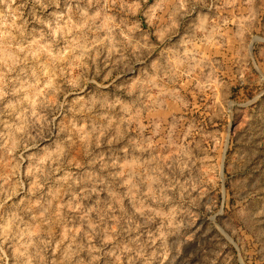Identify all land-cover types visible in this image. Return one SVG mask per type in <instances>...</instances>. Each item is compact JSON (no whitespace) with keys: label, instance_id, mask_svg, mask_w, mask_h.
I'll use <instances>...</instances> for the list:
<instances>
[{"label":"clouds","instance_id":"obj_1","mask_svg":"<svg viewBox=\"0 0 264 264\" xmlns=\"http://www.w3.org/2000/svg\"><path fill=\"white\" fill-rule=\"evenodd\" d=\"M258 117L264 0H0V264H264Z\"/></svg>","mask_w":264,"mask_h":264},{"label":"rangeland","instance_id":"obj_2","mask_svg":"<svg viewBox=\"0 0 264 264\" xmlns=\"http://www.w3.org/2000/svg\"><path fill=\"white\" fill-rule=\"evenodd\" d=\"M245 119L246 115L242 113L238 118V123H243ZM256 132L257 135L253 137L255 143L251 153V162L245 173L246 178L252 179L253 186L260 180H264V117L257 118ZM249 199L255 201L253 203L254 208L261 206V202L257 200L254 195L250 194ZM210 219L211 224L206 225V227L209 228L214 227L218 223L216 218ZM220 221L226 223L227 217L221 216ZM193 247H195V245H193Z\"/></svg>","mask_w":264,"mask_h":264}]
</instances>
